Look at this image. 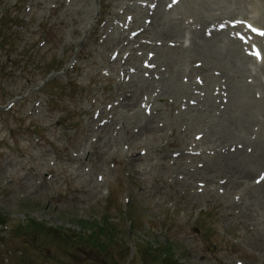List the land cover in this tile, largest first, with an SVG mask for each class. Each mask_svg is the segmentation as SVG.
I'll list each match as a JSON object with an SVG mask.
<instances>
[{
	"label": "rangeland",
	"instance_id": "374dc122",
	"mask_svg": "<svg viewBox=\"0 0 264 264\" xmlns=\"http://www.w3.org/2000/svg\"><path fill=\"white\" fill-rule=\"evenodd\" d=\"M135 1L0 0V264H264V63L235 26L264 0H156L133 38ZM220 38L243 73L198 55Z\"/></svg>",
	"mask_w": 264,
	"mask_h": 264
},
{
	"label": "bare ground",
	"instance_id": "6f19581e",
	"mask_svg": "<svg viewBox=\"0 0 264 264\" xmlns=\"http://www.w3.org/2000/svg\"><path fill=\"white\" fill-rule=\"evenodd\" d=\"M197 1H200V0H197ZM138 11V13L140 14V15H143L144 13H145V10H137ZM204 13L203 14H206V15H208V13H207V11H203ZM169 13H172V11H170ZM256 17V18H255ZM255 17H250L249 19H250V21H252V22H254V24H256L257 26H262L263 27V24H261V21L263 22L264 21V18L262 17V14H260V15H257V16H255ZM157 19H159L160 20V18L158 17ZM261 20V21H260ZM159 26L160 25H158V27H156V28H152L151 29V31H150V34L152 33V34H154V35H157V34H159L158 32H160V35L161 36H163V37H165V36H167V31H169V32H174V28H172L173 27V25L172 26H165V27H163V26H160L161 28H159ZM256 26V27H257ZM255 27V28H256ZM254 28V27H253ZM170 35H168L167 37H169ZM217 39V38H216ZM254 39L255 40H258V38L257 37H254ZM219 41H217V42H214L210 47H208V48H206V47H204V48H202V49H200V51H198L197 53H198V55H199V53H201V54H203V53H206V55H207V57L210 59L209 61H207V65H214V64H227L225 67H227V70H229L230 71V69L232 68V70H234V71H236V69H238V71H239V73H243V71L245 70V64L243 63V62H247V60H245V58H243L241 61H238V60H236V58H235V56H234V54L232 53V51H227L226 49L224 50V47H222L221 46V41L222 40H224V39H218ZM227 44V43H226ZM227 45H229V44H227ZM182 49V45L180 44L179 45V50H181ZM231 50H233L234 52L236 51L233 47H231L230 48ZM175 50V51H174ZM174 50H170V51H172V54L174 55V56H179L180 55V52H179V50H177V49H174ZM170 51H169V54H170ZM181 55L182 56H180V60H185L184 61V64L187 62V61H192V60H190L192 57H194V56H190L189 57V59H186L185 57V55H189L188 53H184V55L181 53ZM250 61H252L253 59L252 58H248ZM248 60V61H249ZM254 61V60H253ZM240 62H242V63H240ZM254 63H256L255 61H254ZM263 63H264V59H263ZM193 69V71L192 72H194V71H196V72H207L208 73V77L210 78L211 77V75H210V71L212 70L210 67H208L207 69L206 68H204V70L202 69V70H198V69H196V68H192ZM261 71H262V73L264 74V68H263V66H262V69H261ZM232 72V71H231ZM225 74L226 75H228V73H227V71H225ZM256 76L259 78V74H256ZM172 80H174V78H171L170 80H166L165 82H164V84H163V82H162V85H163V87H164V91L167 89V88H170V85L172 84L171 82H172ZM178 83V82H177ZM230 85H231V87H235L236 86V83L235 82H231L230 83ZM257 86V85H256ZM137 89L138 90H140L141 89V87L140 86H137ZM137 89H136V91H137ZM162 89V88H161ZM242 92V91H241ZM239 93L238 94V96L237 97H235V100H234V104H233V107H232V112H231V114H230V118H229V123H230V126H229V128H235V130H236V132L237 133H243V132H245V130L247 129V124H249V120H248V118H246L247 117V115L244 113V112H246L244 109H243V102H244V100H245V96H243L242 95V93ZM136 93H139V91H137ZM239 99H243V102L240 104V100ZM150 102L151 101H148L147 102V106L145 107V108H147L148 107V105L150 104ZM240 112H241V114H240ZM135 114H134V116L136 117L137 115H139V111H136V112H134ZM254 117V116H253ZM241 119V121H242V123H243V127L240 129V126L238 125V121ZM237 123V124H236ZM263 125H264V122H263ZM148 131V130H147ZM230 135V137L228 136L227 138H225L224 136L223 137H221V140L222 139H226V140H230V139H233V138H231L232 137V134L230 133L229 134ZM236 135L234 134V137H235ZM263 150H264V147H263ZM260 165H261V163H260ZM251 167V166H250ZM237 168H243V167H240L239 165H237ZM251 168H255L254 166L253 167H251ZM246 171H248L247 169H246ZM259 177V176H258ZM263 182V181H262ZM260 183L259 182V184L261 185V186H263L264 185V183ZM231 184H235L234 186L236 187V189L234 190V191H237V189H239V190H241V192L245 189L244 188V184L240 181L238 184L237 183H231ZM263 188V190H262V201L258 198V196H257V192H256V194H254L253 193V191L252 190H250V191H248V192H245L246 193V195H248L249 194V196H250V198L251 199H253V200H258V201H260V204H259V207H257V209H253V212H256L259 216H261V218H260V221H263L262 223H263V225H264V187H262ZM240 192V191H239ZM254 194V195H253ZM250 199V200H251Z\"/></svg>",
	"mask_w": 264,
	"mask_h": 264
},
{
	"label": "trees",
	"instance_id": "16d2710c",
	"mask_svg": "<svg viewBox=\"0 0 264 264\" xmlns=\"http://www.w3.org/2000/svg\"><path fill=\"white\" fill-rule=\"evenodd\" d=\"M0 224L1 225H6V221L4 220V219H1V221H0ZM33 226L37 229V230H39V231H44L43 229L41 230V226L42 225H40V224H36V223H33ZM27 229V228H26ZM25 229V230H26ZM49 232H50V234H54L52 231H50V230H48ZM52 232V233H51ZM164 250H165V252L166 253H170V251L172 250L171 249V247H168V248H164ZM164 264H177L176 262H173V256L172 255H169L168 256V259H166L165 261H164Z\"/></svg>",
	"mask_w": 264,
	"mask_h": 264
},
{
	"label": "snow or ice",
	"instance_id": "6c2138e0",
	"mask_svg": "<svg viewBox=\"0 0 264 264\" xmlns=\"http://www.w3.org/2000/svg\"><path fill=\"white\" fill-rule=\"evenodd\" d=\"M261 35H264V33H261Z\"/></svg>",
	"mask_w": 264,
	"mask_h": 264
}]
</instances>
